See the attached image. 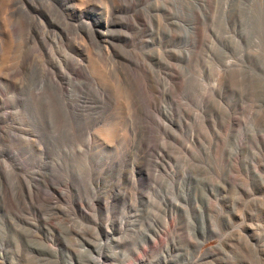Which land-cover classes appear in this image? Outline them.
Listing matches in <instances>:
<instances>
[{"label": "rangeland", "instance_id": "374dc122", "mask_svg": "<svg viewBox=\"0 0 264 264\" xmlns=\"http://www.w3.org/2000/svg\"><path fill=\"white\" fill-rule=\"evenodd\" d=\"M26 263L264 264V0H0V264Z\"/></svg>", "mask_w": 264, "mask_h": 264}, {"label": "bare ground", "instance_id": "6f19581e", "mask_svg": "<svg viewBox=\"0 0 264 264\" xmlns=\"http://www.w3.org/2000/svg\"><path fill=\"white\" fill-rule=\"evenodd\" d=\"M92 2V1H91ZM6 6V5H5ZM80 9V8H79ZM117 16V15H116ZM104 28H107L108 26H109V21H108V19L107 18H104V20H103V25H102ZM102 33H104V32H102ZM105 34V33H104ZM4 53H6V52H4ZM4 55V54H3ZM6 57V56H5ZM8 57H9V55H8ZM7 58V57H6ZM6 60V59H5ZM4 61V56H2V61L1 62H3ZM7 61H9V60H7ZM12 62V61H11ZM67 64H69V61H65ZM7 63V62H6ZM3 64V63H2ZM61 64V63H60ZM78 65V64H77ZM2 66V65H1ZM11 67V65L9 64V68ZM56 67V65H54V67L53 68H55ZM61 67V66H60ZM4 68V67H3ZM6 68V67H5ZM66 68V67H65ZM11 69V68H10ZM9 69V70H10ZM63 69V68H62ZM2 71V70H1ZM110 131V130H109ZM108 133V132H107ZM111 136V135H110ZM108 138V137H107ZM71 204V203H70ZM33 206V205H32ZM80 211V210H79ZM64 222V221H63ZM45 227V226H44ZM47 227H45V229H46ZM67 229V228H66ZM69 229V228H68ZM33 236V235H32ZM42 238V237H41ZM51 240V239H50ZM53 240V239H52ZM42 242V241H41ZM53 243V242H52ZM51 247V246H50ZM54 255H55V253H54ZM57 256V255H56ZM58 258V257H57ZM141 261V260H140ZM102 262V261H101ZM96 263V262H95ZM100 263V262H99ZM103 263V262H102ZM27 264V263H26Z\"/></svg>", "mask_w": 264, "mask_h": 264}]
</instances>
